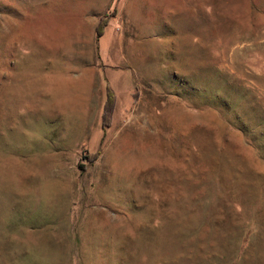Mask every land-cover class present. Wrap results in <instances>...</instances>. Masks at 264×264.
I'll return each instance as SVG.
<instances>
[{"label": "rangeland", "instance_id": "obj_1", "mask_svg": "<svg viewBox=\"0 0 264 264\" xmlns=\"http://www.w3.org/2000/svg\"><path fill=\"white\" fill-rule=\"evenodd\" d=\"M226 93L264 113V0H0V264H264Z\"/></svg>", "mask_w": 264, "mask_h": 264}, {"label": "trees", "instance_id": "obj_2", "mask_svg": "<svg viewBox=\"0 0 264 264\" xmlns=\"http://www.w3.org/2000/svg\"><path fill=\"white\" fill-rule=\"evenodd\" d=\"M116 13L108 15L100 21L97 27L98 36H103L106 32L107 26L110 24L112 17ZM224 89V88H223ZM226 90H223L225 92ZM228 93L223 94L219 98V102L215 106L223 107V111L227 114V122L234 128L241 131L247 138L250 145H252L264 160V113L259 111L250 100L243 94L242 99L238 101H230ZM117 102V96L109 82L106 84V99L103 106L102 113V127L112 125V114ZM212 102V101H211ZM214 104V103H211ZM92 154L93 158H98L100 150Z\"/></svg>", "mask_w": 264, "mask_h": 264}, {"label": "crops", "instance_id": "obj_3", "mask_svg": "<svg viewBox=\"0 0 264 264\" xmlns=\"http://www.w3.org/2000/svg\"><path fill=\"white\" fill-rule=\"evenodd\" d=\"M111 23V22H110ZM110 25V24H109ZM108 25V26H109ZM107 26V27H108ZM106 31H107V28H106ZM106 33V32H105ZM105 35V34H104ZM117 40H118V42L122 45L121 47H122V49H125V47H128V46H130L129 44L130 43H128L127 41H125L124 40V33L119 37V38H117ZM136 46V45H135ZM137 46H138V43H137ZM121 53L122 54H124V60L126 59V60H128V56H127V54H126V51H121ZM127 56V57H126ZM133 65H135L136 66V62L134 61L133 62ZM125 69V68H124ZM125 71L123 70V73H124ZM100 76V75H99ZM104 80H105V93H106V84H107V82H109L106 78H105V76H104ZM110 83V82H109ZM110 85L112 86V84L110 83ZM112 88L114 89V87L112 86ZM114 91H115V93H116V96H117V102H116V106H115V109H114V111H113V114H112V118H113V123H112V125H114L115 124V122H116V120L118 119L119 120V117H116L115 115H117L118 113L120 114L122 111H123V109L119 106V98H118V95H117V92H116V90L114 89ZM132 95V94H131ZM105 99H106V95H105V97L103 98V100H102V103H101V98H99V104H98V106H97V109H96V112H99L100 111V113H101V120H102V113H103V106H104V102H105ZM92 112H93V110H92Z\"/></svg>", "mask_w": 264, "mask_h": 264}]
</instances>
